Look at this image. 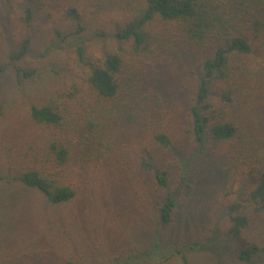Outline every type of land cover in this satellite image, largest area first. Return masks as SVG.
I'll return each instance as SVG.
<instances>
[{
	"label": "rangeland",
	"instance_id": "374dc122",
	"mask_svg": "<svg viewBox=\"0 0 264 264\" xmlns=\"http://www.w3.org/2000/svg\"><path fill=\"white\" fill-rule=\"evenodd\" d=\"M8 7L11 33L18 38L17 8L13 2ZM91 9L88 5L85 13L87 29L63 41L53 33L54 27L67 30L60 13L39 14L22 60L35 71L21 80L12 67L0 73V264H264V251L253 262L239 261L237 241L224 234L225 204L239 199L252 182L248 167H233L230 143L202 146L186 131L197 62L191 55L155 61L124 57L122 93L131 115L110 118L109 140L94 125L68 118L64 135L70 139V158L56 173L76 190L74 199L50 203L38 191L9 180L38 165L33 157L51 131L65 132L33 123L27 114L30 105L51 92L74 106L77 101L69 95H84L87 89L85 69L72 59L73 46L85 42L92 59L114 46L111 38L93 32L97 27L110 30L121 14ZM157 28L164 32L167 26L159 23ZM6 46L0 45V63ZM90 102L97 104L96 99ZM157 130L169 135L168 148L153 141ZM143 154L156 170L168 169L167 186L140 166ZM177 190L181 196L172 221L161 225L158 202ZM245 232L264 244V217L253 215Z\"/></svg>",
	"mask_w": 264,
	"mask_h": 264
},
{
	"label": "trees",
	"instance_id": "16d2710c",
	"mask_svg": "<svg viewBox=\"0 0 264 264\" xmlns=\"http://www.w3.org/2000/svg\"><path fill=\"white\" fill-rule=\"evenodd\" d=\"M5 2L0 18V45H7L0 63V73L12 67L18 80L28 79L35 71L23 63L34 37V23L39 14L59 12L67 30L53 28L63 41L82 34L88 5L91 12L104 14L109 10L121 14L111 29L97 27L93 35L108 37L114 42L101 57L92 59L86 43L73 49L78 64L86 73L84 95H69L74 106L58 100L51 92L44 101L31 104L29 119L65 132L51 131L43 147L33 159L38 165L9 178L26 188L41 193L50 203H64L76 196V190L65 184L59 167L70 158V139L65 136L68 118L74 123L94 125L97 133L112 134L110 118L120 114L130 117L123 100L126 55L147 60L169 58L172 54L196 57L192 71L191 102L188 106L186 131L191 139L205 145L228 142L233 148L234 165L248 167L252 182L246 185L240 198L225 204L227 223L224 234L238 243L237 258L253 262L264 251V244L246 234L253 215L264 217V0H0ZM17 8L19 37L14 38L8 23V5ZM82 6H84L82 8ZM45 16V15H44ZM166 25L162 32L157 24ZM51 46L58 47L56 43ZM96 99L97 104L89 103ZM2 105L0 104V113ZM95 119V120H94ZM94 120V121H93ZM73 134L78 128H73ZM101 131V132H100ZM90 132V131H89ZM153 141L168 148L171 139L166 132L153 131ZM109 140V139H108ZM209 141V142H208ZM148 157V155H147ZM146 156L139 164L152 171L156 182L167 186V168L156 170ZM32 158V157H31ZM32 159V160H33ZM239 163V164H237ZM180 187H183L181 184ZM180 191L166 195L158 202V221H172L175 202ZM181 251V249H180ZM64 264H82L67 260Z\"/></svg>",
	"mask_w": 264,
	"mask_h": 264
}]
</instances>
